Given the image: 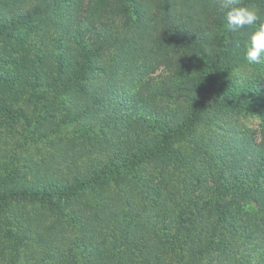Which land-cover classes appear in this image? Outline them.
Wrapping results in <instances>:
<instances>
[{
    "label": "trees",
    "instance_id": "trees-1",
    "mask_svg": "<svg viewBox=\"0 0 264 264\" xmlns=\"http://www.w3.org/2000/svg\"><path fill=\"white\" fill-rule=\"evenodd\" d=\"M238 3L264 21V0ZM223 14L220 0H0V252L264 264V64L244 58L254 28Z\"/></svg>",
    "mask_w": 264,
    "mask_h": 264
},
{
    "label": "clouds",
    "instance_id": "clouds-1",
    "mask_svg": "<svg viewBox=\"0 0 264 264\" xmlns=\"http://www.w3.org/2000/svg\"><path fill=\"white\" fill-rule=\"evenodd\" d=\"M220 7L224 10L223 20L229 31L254 28L244 45V58L249 65L264 64V21L258 11L240 5L238 0H220Z\"/></svg>",
    "mask_w": 264,
    "mask_h": 264
},
{
    "label": "rangeland",
    "instance_id": "rangeland-1",
    "mask_svg": "<svg viewBox=\"0 0 264 264\" xmlns=\"http://www.w3.org/2000/svg\"><path fill=\"white\" fill-rule=\"evenodd\" d=\"M177 68H178V66L173 71L174 72L173 73V78H175L173 80L174 83L177 82V81H182L181 76L185 77V75H181V74L176 73ZM160 70H161V67H159L153 74H155V75L159 74ZM239 72H244V71L243 70L237 71L238 74H239ZM225 118H228L230 120V122H231V125L232 126H236V129L245 128V129H248L250 132L259 130L261 124L263 123V121L260 118V116L252 115V114H244V115H242V114H239V115H235V114L228 115L227 114ZM99 129H100L99 126L90 128L88 134H90V135L96 134V133L99 132ZM79 133L80 132L76 131V128H75V126L73 124H70L69 126H67L65 128L58 129V136L59 135L60 136L64 135L65 137L66 136H73L74 137V136H77V134H79ZM24 155L25 154H21L22 157ZM30 207H31V205H26V209H30ZM64 226L67 227V228L68 227L69 228L72 227V225L69 224V223L68 224L64 223ZM8 227H10L12 231L15 229V226H13V225H10ZM74 228H76V227H74ZM32 244H33V246L37 245L36 242H32ZM31 247L32 246H30V248ZM80 250L81 249H79V250L77 249L76 252L81 253ZM0 256H1V258L4 259L3 261H0V264H47L46 261H44L43 258L40 260V258L37 257V254H34L32 252H31V255H29V256H31L32 260H28V261H23L22 260L21 263H18V262H16V258H15L16 254L14 253V251H11L8 247H7V249L3 248L2 252H0ZM58 262H59V264H65L62 261H58Z\"/></svg>",
    "mask_w": 264,
    "mask_h": 264
}]
</instances>
